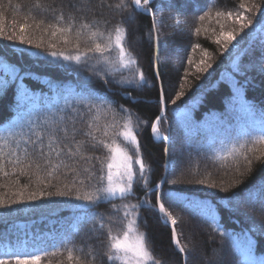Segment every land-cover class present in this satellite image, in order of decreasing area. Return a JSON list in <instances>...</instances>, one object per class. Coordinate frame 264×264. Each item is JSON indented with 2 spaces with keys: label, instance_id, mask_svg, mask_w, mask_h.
<instances>
[{
  "label": "trees",
  "instance_id": "obj_1",
  "mask_svg": "<svg viewBox=\"0 0 264 264\" xmlns=\"http://www.w3.org/2000/svg\"><path fill=\"white\" fill-rule=\"evenodd\" d=\"M39 2L57 6V13L37 9V0H0V24L5 31L15 30L18 34L19 24L27 16V23L32 25L28 35L34 40L43 37L44 48L49 43L70 48L59 36L42 31L48 24L59 22V5H67L69 0ZM109 2L116 4L119 0ZM241 3L252 8L251 12L244 10L253 21L248 28L241 31L235 15L216 16L218 11H242ZM255 4L264 9V0H155L157 26L152 39L150 15L132 8L123 12L103 9L105 18L126 28V46L137 61L131 71L123 70L115 79L131 80L143 71L147 83L140 86L111 80L105 85L93 71L94 58L77 65L52 58L43 48L0 38V135H6L9 129L17 130L19 125H25L24 133L28 134V121L40 126L46 119L70 114L66 105L77 107L81 94L88 90L95 96L106 97L117 109L122 105L133 114L134 123L136 117L145 122L138 127L137 138L148 166L147 188L137 180L133 194L124 200L116 197L95 206L80 207L86 202L76 200L74 195H45L0 208V258L10 253H27L40 255V264H78L76 258L83 264H118L105 255L109 217L114 221L110 225L113 234L122 233V212L116 214L112 205L137 203L144 198L150 203L138 210L137 227L145 233L149 250L161 264H201L200 259H193L194 252H201L204 259L212 252L220 254L223 264H264V160L253 159L249 172L241 157L237 172L231 157L226 161L219 158L234 146L239 148L246 139L264 134V10H256ZM63 11L67 15L68 7ZM200 16H205V20L201 21ZM177 18L179 25L175 23ZM41 20L43 25L36 28L35 23ZM197 27L201 28L199 34L195 32ZM221 31H233L237 36L227 49L216 42ZM156 35L159 40L155 53ZM197 44L200 47L194 50ZM86 46L81 41V48ZM170 49L181 53L177 64L166 59ZM201 59L211 65L207 71L196 70ZM180 91L184 95L173 104ZM161 94L165 113L158 126L160 133L168 137L167 153L165 143L155 142L151 135V123L163 106L158 101ZM121 115L116 119L122 123ZM107 119L111 121V115ZM99 123L103 125L105 119L102 117ZM87 150L102 159L108 155L101 146H89ZM129 152L132 153L131 146ZM52 160L58 162L54 156ZM38 162L42 165L39 176L43 184L35 175L11 174L12 165L6 164L10 175H0V196L15 199V193L25 184V195L32 191L64 190L65 184L81 187L73 182L75 173L65 167H59L48 177L45 169L50 165L43 160ZM81 165L73 167L79 169ZM99 168L96 163L92 170L99 175ZM32 171L34 168L29 169ZM201 180L203 184L197 183ZM91 183H96V177ZM84 187L90 190L89 185ZM158 194L177 221L176 231L181 245L187 249L185 253L175 249L171 229L158 214ZM101 217L106 225L103 229L99 227ZM92 242L95 247L90 250L86 244ZM69 249L73 252L72 261L68 260Z\"/></svg>",
  "mask_w": 264,
  "mask_h": 264
},
{
  "label": "snow or ice",
  "instance_id": "obj_2",
  "mask_svg": "<svg viewBox=\"0 0 264 264\" xmlns=\"http://www.w3.org/2000/svg\"><path fill=\"white\" fill-rule=\"evenodd\" d=\"M155 0H119V3L113 4L109 0H69L67 5H59V14L57 15L58 23L48 24L42 29L47 33L50 31L52 37H60V41L64 45H71L70 48H57L55 43H49L44 48L43 37L39 40H34L28 35L27 30L32 27L25 22L19 24V33L13 30L11 33L5 31L4 25L0 24V38L7 41H19L23 45H32L37 49H44L47 54L68 62H75L79 65L82 61L95 59L93 71L105 85L111 80L120 84H133L137 86L147 83L143 71L137 72L131 80L120 79L116 80V76L123 70H132L137 65V61L132 52L126 46L127 30L122 23H112L109 19L103 16V9L111 11L123 12L129 8L142 11L151 16V31L149 38H153V33L156 31L157 19L156 12L153 9ZM17 8L20 5H16ZM37 9H42L45 12L57 13V6L53 4L42 5L39 0L35 4ZM68 7L67 15L63 11ZM242 11L233 12H216L217 17L227 16L232 18L235 15V20L240 25V30L246 29L253 21L245 16V11L251 12L252 8H246L245 4L239 5ZM254 8L258 11L261 9L259 4H255ZM77 13L79 15H77ZM89 13H92L89 16ZM31 14V13H29ZM131 17V13H129ZM201 21L205 20V16H200ZM43 21L35 23L36 28H41ZM175 23L179 25L181 21L176 19ZM223 28V25H221ZM196 34L201 32V28L195 29ZM159 40V36H155ZM237 39L233 31H221L217 36V43H222V46L227 49L228 46ZM81 41H84L87 46L81 48ZM200 45H194L193 49L199 48ZM207 56V52L204 53ZM188 63H193L189 57ZM198 72L207 71L210 64L206 59H201L195 65ZM7 71V68L4 69ZM138 76V79L136 78ZM198 78V77H197ZM181 87H183L181 85ZM184 95L183 91L176 93V98L172 100L175 104L176 100ZM163 94L158 96V101H163ZM96 101V102H93ZM77 107L66 105L71 110L70 114L59 115L55 120L46 119L42 125L38 126L31 121L27 122L28 134L24 133L25 125L17 126V130H7L6 135H0V175L9 176L10 173L5 170L6 164L12 165V173L17 172L21 176L35 175L40 184L44 180L39 176L42 165L38 160H43L45 165H50V168L45 169L46 175L51 177L53 172L63 166L69 172L75 173L74 183H78L81 187L74 188L65 184L64 190L57 188L55 192L32 191L25 195L23 187L15 193V199H7L0 196V208H8L9 205L19 204L24 201L38 200L41 196H69L74 195L76 200L84 201L85 204L80 207L95 206L101 202H108L111 199L119 197L124 200L126 197L133 194V186L137 180L143 181V187L147 188L148 178L145 173L148 171V166L145 164L143 155L140 151V142L137 138V129L140 124L145 123L139 117H136V122H133V114L125 109L122 105L114 107L106 97L95 96L91 91L85 90L81 94V99L77 102ZM63 112L64 110H60ZM127 113V115H121ZM111 115V121L107 117ZM121 115L122 123L117 121L116 116ZM105 119V123L101 125V118ZM162 117L157 115L155 122L151 123V131L159 136V122ZM82 125V126H80ZM39 127V130H37ZM110 129L112 130L110 133ZM99 134V135H98ZM34 137V138H33ZM77 137H82L78 139ZM168 139V137H162ZM250 145V146H249ZM264 134L246 139L244 143L229 149L221 160L232 158L236 171L239 172L240 158H243L247 165V170L251 171L253 159L264 160ZM95 148L101 146L107 149L108 155L103 159L90 153L88 147ZM129 146L132 148V153L129 152ZM168 149H165L167 151ZM53 156L58 161L53 163ZM70 163H68V162ZM81 162L83 164L81 165ZM96 163L100 164L99 175L93 172ZM73 165H81L79 169ZM31 173L29 169H33ZM93 177H96V183L92 184ZM19 183V179L16 180ZM176 183V181H171ZM203 184L204 181H197ZM239 183V182H236ZM90 186V190L85 185ZM48 186V185H46ZM215 187V184L211 185ZM84 188L81 191V188ZM151 192L152 189H147ZM227 191V189H224ZM158 202V212L162 214L165 222L171 224V238L176 248L181 253L187 251L186 247L181 245L178 233L176 231L177 221L172 217V214L165 208L161 201V196L156 195ZM147 199H140L137 203H122L120 205L113 204L112 208L116 214L122 212L119 216L122 225V233L113 234L111 230L112 217H109L108 227V244L107 252L105 253L109 261H121L122 264H161L159 260L153 257L149 250L145 233L140 232L137 227L139 219L138 210L149 205ZM152 207H156L152 205ZM99 227L105 228L104 218L99 219ZM223 235V233H221ZM78 264H83L76 258ZM94 259V258H93ZM41 256L33 254L10 253L6 258H0V264H40ZM68 260H73V252L68 250Z\"/></svg>",
  "mask_w": 264,
  "mask_h": 264
},
{
  "label": "rangeland",
  "instance_id": "obj_3",
  "mask_svg": "<svg viewBox=\"0 0 264 264\" xmlns=\"http://www.w3.org/2000/svg\"><path fill=\"white\" fill-rule=\"evenodd\" d=\"M262 32L264 33V28L262 30ZM136 41L138 42L139 39L137 38ZM181 53L180 51H177L175 49H170L167 54H166V59H170L172 63L174 64H177L178 63V60H179V57H180ZM176 67V65H175ZM174 68V67H173ZM175 69V68H174ZM164 220V217L162 218ZM87 248L88 249H93L95 247V243H87L86 244ZM194 258H197V259H200V262L201 264H223L222 260H223V256L220 255V254H217L215 252H212L207 259H204L203 256L201 255V252L197 253V252H194L193 253V259ZM118 264H122L121 261H117Z\"/></svg>",
  "mask_w": 264,
  "mask_h": 264
},
{
  "label": "water",
  "instance_id": "obj_4",
  "mask_svg": "<svg viewBox=\"0 0 264 264\" xmlns=\"http://www.w3.org/2000/svg\"><path fill=\"white\" fill-rule=\"evenodd\" d=\"M154 45H155V53L157 52V42H156V39H155V42H154ZM163 102V101H162ZM164 111H165V109H164V107H163V109H162V113L160 114V116H162L163 114H164ZM155 140V139H154ZM156 142H165V143H167L168 141H167V139L165 140V139H162V138H160L159 140H155ZM166 149V148H165ZM164 179H165V175L162 177V180H161V183H160V186H159V188H161V186H162V184H163V182H164ZM168 226L171 228V224H168ZM173 244H174V242H173ZM174 246H175V244H174ZM175 248H176V246H175ZM176 250L179 252V250L176 248ZM181 253V252H180Z\"/></svg>",
  "mask_w": 264,
  "mask_h": 264
},
{
  "label": "bare ground",
  "instance_id": "obj_5",
  "mask_svg": "<svg viewBox=\"0 0 264 264\" xmlns=\"http://www.w3.org/2000/svg\"><path fill=\"white\" fill-rule=\"evenodd\" d=\"M124 97H128L126 95H124ZM151 135L152 137L155 139V140H159L162 136H161V133H159V136H157L156 134H153L152 131H151Z\"/></svg>",
  "mask_w": 264,
  "mask_h": 264
}]
</instances>
